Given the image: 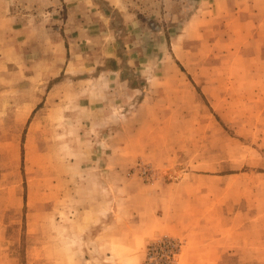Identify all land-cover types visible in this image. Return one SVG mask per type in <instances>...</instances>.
Returning <instances> with one entry per match:
<instances>
[{
	"label": "rangeland",
	"instance_id": "obj_1",
	"mask_svg": "<svg viewBox=\"0 0 264 264\" xmlns=\"http://www.w3.org/2000/svg\"><path fill=\"white\" fill-rule=\"evenodd\" d=\"M5 2L0 264H264V0Z\"/></svg>",
	"mask_w": 264,
	"mask_h": 264
},
{
	"label": "crops",
	"instance_id": "obj_2",
	"mask_svg": "<svg viewBox=\"0 0 264 264\" xmlns=\"http://www.w3.org/2000/svg\"><path fill=\"white\" fill-rule=\"evenodd\" d=\"M114 3V2H113ZM0 4H3L2 7H1V10L3 9L4 5L6 4L5 0H0ZM99 12V11H98ZM98 14V13H96ZM99 16H100V13H99ZM128 16V14H127ZM130 16V14H129ZM134 17H131V19L129 18L127 20V25L130 27V25L132 24V28L135 27V25L138 23L135 19H133ZM134 24V25H133ZM2 30V29H0ZM2 31H0V36H1V33ZM17 35V34H16ZM135 35V33H134ZM135 37V36H134ZM131 39V38H130ZM115 41H116V38H115ZM128 43L126 44L127 48H128V52L131 51V53L133 54V56L139 60L140 59V56H141V52H140V49L138 48H135V46L137 45L139 47V42L138 40L136 39V41H127ZM138 43V44H136ZM159 43L161 44V40H159ZM167 42H165L166 44ZM168 44V43H167ZM162 45V44H161ZM170 45H171V42H170ZM173 45V48L171 47V50L173 49L174 52L176 53L177 52V48H178V45H174V43H172ZM167 47V46H166ZM112 73H115L117 74V69H114L113 71H111ZM220 175H208L207 178L208 180H217L216 178H218ZM176 209L175 206L173 205V210ZM170 211L171 214H164L162 217H160L159 219H156L155 221L152 222L151 226L152 227H157L159 229L157 230H153V236L159 232H163V233H170V234H182V235H189L190 233H188L186 230H185V223L182 222L180 223L179 221H175L173 218H174V213L176 214V210L174 211ZM178 212H180L179 210L177 211V214ZM182 215V214H181ZM183 217V215H182ZM101 219V218H100ZM162 230V231H161ZM186 232V233H185ZM190 236V235H189ZM188 236V237H189Z\"/></svg>",
	"mask_w": 264,
	"mask_h": 264
},
{
	"label": "built area",
	"instance_id": "obj_3",
	"mask_svg": "<svg viewBox=\"0 0 264 264\" xmlns=\"http://www.w3.org/2000/svg\"><path fill=\"white\" fill-rule=\"evenodd\" d=\"M174 246H175L174 243H169V245H168V247H167V249H169V252H167L168 255H166L167 257H169L170 254H173V253H172V249H173ZM165 249H166V248H163V246L160 245L159 248L156 249V251L165 252Z\"/></svg>",
	"mask_w": 264,
	"mask_h": 264
}]
</instances>
